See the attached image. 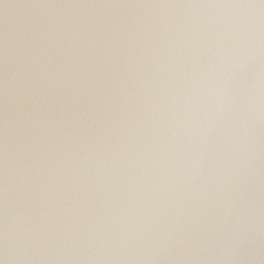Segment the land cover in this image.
Instances as JSON below:
<instances>
[{"label": "water", "instance_id": "water-1", "mask_svg": "<svg viewBox=\"0 0 264 264\" xmlns=\"http://www.w3.org/2000/svg\"><path fill=\"white\" fill-rule=\"evenodd\" d=\"M134 264H264V66L214 154Z\"/></svg>", "mask_w": 264, "mask_h": 264}, {"label": "clouds", "instance_id": "clouds-1", "mask_svg": "<svg viewBox=\"0 0 264 264\" xmlns=\"http://www.w3.org/2000/svg\"><path fill=\"white\" fill-rule=\"evenodd\" d=\"M0 264H2V262H0Z\"/></svg>", "mask_w": 264, "mask_h": 264}]
</instances>
